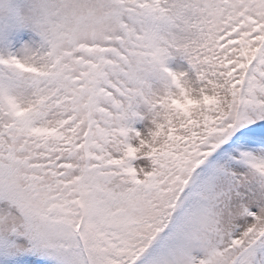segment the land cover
Here are the masks:
<instances>
[{"label": "snow or ice", "instance_id": "snow-or-ice-1", "mask_svg": "<svg viewBox=\"0 0 264 264\" xmlns=\"http://www.w3.org/2000/svg\"><path fill=\"white\" fill-rule=\"evenodd\" d=\"M0 264H264V0H0Z\"/></svg>", "mask_w": 264, "mask_h": 264}, {"label": "rangeland", "instance_id": "rangeland-1", "mask_svg": "<svg viewBox=\"0 0 264 264\" xmlns=\"http://www.w3.org/2000/svg\"><path fill=\"white\" fill-rule=\"evenodd\" d=\"M137 127H139V125Z\"/></svg>", "mask_w": 264, "mask_h": 264}]
</instances>
